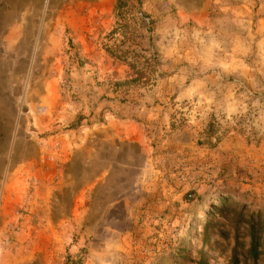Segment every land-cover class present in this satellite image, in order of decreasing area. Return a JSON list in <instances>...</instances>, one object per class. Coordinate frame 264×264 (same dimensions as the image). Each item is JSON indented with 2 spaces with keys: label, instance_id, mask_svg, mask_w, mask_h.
<instances>
[{
  "label": "rangeland",
  "instance_id": "1",
  "mask_svg": "<svg viewBox=\"0 0 264 264\" xmlns=\"http://www.w3.org/2000/svg\"><path fill=\"white\" fill-rule=\"evenodd\" d=\"M68 182L94 229L56 242ZM201 195L230 199L192 217ZM240 205L264 208V0H0L4 249L226 264L234 234L248 242Z\"/></svg>",
  "mask_w": 264,
  "mask_h": 264
},
{
  "label": "crops",
  "instance_id": "2",
  "mask_svg": "<svg viewBox=\"0 0 264 264\" xmlns=\"http://www.w3.org/2000/svg\"><path fill=\"white\" fill-rule=\"evenodd\" d=\"M81 185L83 184L68 182L70 188L67 186L66 191L62 193V195L68 197L66 198V201L58 204V212L54 218V222H48L46 220L47 227L44 229V234L48 237H52L56 242H61L62 239L61 235H59L60 233L57 231V227L73 230L75 227L79 228L81 222L82 226L86 227V230L92 231L94 229V216L88 215L90 212H93L92 199H87L88 192L84 190V187H80ZM86 189L89 188L86 187ZM29 234L30 227L27 229L25 234L26 237H28ZM60 247L61 246L58 248ZM43 248L45 251L39 253L38 264H47V259L48 257L50 258L48 251L50 253L52 247L45 245ZM32 252V250L27 248L23 250L22 254L18 253L17 255H14L9 249H4L0 245V264H35Z\"/></svg>",
  "mask_w": 264,
  "mask_h": 264
},
{
  "label": "trees",
  "instance_id": "3",
  "mask_svg": "<svg viewBox=\"0 0 264 264\" xmlns=\"http://www.w3.org/2000/svg\"><path fill=\"white\" fill-rule=\"evenodd\" d=\"M222 197L223 196L218 195L214 198L213 202L210 203L214 205L213 207H209L205 195L197 197L196 204L190 216L199 217V215H202L205 217L206 215H212L210 211L216 209L215 205L222 207L227 204L230 199L229 197ZM242 208L243 207L240 205L238 211H236L233 216L237 224L241 223L244 217H246L248 242L246 246H244V243L238 240V234L236 232L233 237V246L230 249L226 264H264V208L251 210L247 214H244ZM181 239L180 242L183 243V238ZM177 259H181L182 261L185 260L180 257ZM196 264L207 263L202 257H199Z\"/></svg>",
  "mask_w": 264,
  "mask_h": 264
}]
</instances>
